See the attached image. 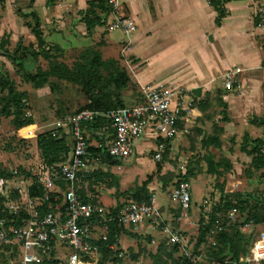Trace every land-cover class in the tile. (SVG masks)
<instances>
[{"label":"crops","instance_id":"0c3cea01","mask_svg":"<svg viewBox=\"0 0 264 264\" xmlns=\"http://www.w3.org/2000/svg\"><path fill=\"white\" fill-rule=\"evenodd\" d=\"M92 1L1 0L0 42L2 40L8 42L7 50L8 46L16 47L19 43L23 48L35 45V37L27 26V24L34 25L31 21L34 22L33 15L35 14L39 20L40 30L46 44L58 46L63 50L62 58L58 59L59 62L71 66L85 48H89L94 41H98L102 60L119 62L126 69L130 81L137 91L140 92L146 87L165 85L174 89L180 88L185 94L186 101L189 99L196 100V102L206 100L210 104L208 111L200 112L198 110V116L196 117L198 119H195L193 123L203 132L199 137L198 155L200 154V158L207 163V169L209 163L207 159L211 157L215 162H218L220 149H215L212 146L203 147L201 141L211 135L209 133L206 135V133L211 132L213 125L217 124V114L215 112L217 106H220V102L226 104L228 113V122L219 125L224 131L223 138L237 136L236 142H238L239 137L248 136L250 140L259 139L264 141V125L256 124L258 120L264 121V0H232L226 3L224 5L226 17L222 20L220 27L215 25L217 13L207 3V0H120L119 13L133 19L137 26L136 32L130 38L128 51L124 56L121 55L125 43L124 35L120 31L110 32L107 30V26L112 20L110 11L106 13L95 9V16L99 19V23L105 22L106 27L103 23L101 26L96 25L90 30L87 29L85 19L88 4ZM255 19L258 20L257 25H255ZM243 23L249 26L245 32L241 28ZM104 31L108 35L103 37ZM224 38L228 40L234 38L233 46H236L235 49L241 48V57L248 66L247 69H242L249 74L247 80L249 81L250 78V86L254 89V92H250L251 90L248 93L242 91L235 97L230 94L231 91L225 90L223 86L221 87L224 94L214 91V83L221 78V73L224 70L228 69L229 71L233 68L232 65H228L224 61L225 56L221 44ZM240 38L245 39V44L237 46V40ZM200 56L207 58L205 64L197 62L198 65L193 64V67L190 68L189 58H199ZM72 57L73 60L69 61ZM159 57L173 58L172 63L177 64L176 68L174 67V72H169L164 80L157 82L158 80L153 81L152 77L148 75V68L150 65V68H152L155 58L158 59ZM4 58L0 49V61H3ZM40 58L38 57L37 61ZM180 60L181 62H179ZM37 61L31 62L30 59H27L22 63L26 71L33 72L34 70L36 72L38 68L45 71L46 69L39 66ZM259 75L260 77H258ZM11 81H13L12 78ZM41 90H34L33 94L23 91L27 92L29 97L28 106H30V109L27 115L34 120V125L30 127L32 130L27 129V133L29 131L28 135L36 134L33 138V147L38 159V169L36 168V171L32 170L31 161H26L25 168L23 167V170L31 173L32 177L47 169L37 150L36 137L51 131L46 130V126H40L35 121V115L42 112L39 107L40 97L42 96ZM127 97H129V94L125 93L124 98ZM249 115H251V119H247L248 122H246L244 118ZM58 121V119H55V126L51 124L54 130H56V122ZM181 135H178L172 141L159 174L156 173V162L153 160L156 143L151 134L147 133L142 139L135 142L134 154L129 160L122 162L120 166H109L112 173L118 175L119 184L117 188L106 189L108 194L101 193L98 197L100 203H103V205L109 203L112 207L118 206L125 199L123 197H111L112 193H115L116 190L120 193L132 190L152 175L154 178L148 185V190L151 196L155 197L157 206L163 212L166 219L164 226L170 224L173 228L172 221L174 222L176 218V207L158 204L157 194L161 193L170 198V194L174 189L172 184L178 180L176 178L186 176L188 172V186L190 190L193 188L196 191V195L202 192L200 185H203L204 181L201 176H192L193 173L189 169L190 154L187 153L189 151L188 143H184V138ZM113 136L114 134L110 129H104L95 136L91 144L99 146L97 141L99 138L102 140L103 146L107 147L112 142ZM223 138L221 139L222 143ZM250 146L249 144L248 150H250ZM240 148L234 152V161L228 155L225 156L234 168H236L238 158L246 163L251 162V158L243 153ZM182 163H185V167ZM147 171L149 172L146 173ZM164 176H171L170 178H173V181L166 182L167 180H162L161 178ZM19 178L24 181L20 192L24 194V188L27 190L33 180L24 176ZM196 201L198 200L194 197L192 208L195 206ZM192 208L186 218L182 217L177 222L179 227L181 223L189 222L192 219V217H189V214L194 216ZM94 229L98 230L96 227ZM131 233L136 234L137 237H121L118 241L120 254L121 256L126 255V257L113 264H141V261L135 256L139 237L149 235L156 238L159 236L158 230L147 225L133 227ZM93 239L97 240L98 234L94 233ZM131 249H133V252ZM98 256V252L95 251L85 262L96 264ZM136 258L138 261H136ZM260 264H264V262Z\"/></svg>","mask_w":264,"mask_h":264},{"label":"trees","instance_id":"16d2710c","mask_svg":"<svg viewBox=\"0 0 264 264\" xmlns=\"http://www.w3.org/2000/svg\"><path fill=\"white\" fill-rule=\"evenodd\" d=\"M230 1L232 0H221L218 3L210 4V6L217 13V17L215 19V25L217 27L221 26L222 20L226 17L224 5ZM107 2L108 0H93L92 2H89L87 16L85 19V24L88 30L96 25L101 26L103 23V25H106L105 22L99 23V19L95 16V9L105 11L106 13L110 11L111 13ZM33 19L34 25L32 26L27 24V26L31 29V32L35 37V45L23 48L19 43L18 47L21 46V48L18 49L16 47L10 52L6 49L8 42L5 40L0 42L2 56L11 60L14 66H16L18 70H21L23 81L26 84L32 85L33 90L43 89L48 84H51L53 87V84L55 85L62 82L70 83L79 87L80 91L86 97L87 104L83 108L76 111L74 115L83 111L106 112L109 110L139 105L135 104L127 106L124 103V94L131 89H135V86L131 83L126 69L123 68L119 62L115 60L103 61L101 54L97 49L85 48L71 64V66H67L66 64L58 61L60 58L59 56L63 54V50L58 46L46 44L40 30L39 20L36 18L35 14L33 15ZM257 22L258 20L255 19V25H257ZM53 52L55 53L54 55ZM38 57H42L43 59L49 61V67L45 71L39 68L36 72H32L30 70L26 71L22 61L30 59L31 62H36ZM0 93V117L11 119V124L14 127V133L16 135H20L21 142L24 143L28 139L27 129L34 125L33 118L26 114V111L29 110L28 94L27 92L19 91L14 82L6 75H0ZM220 106L225 110L227 108L226 104L223 102H220ZM209 107L210 104L206 100L197 102V110L200 112H207ZM225 110L220 112L223 123L228 122V115ZM256 124L264 125V121L258 120ZM177 126L179 129H182L180 124L178 125V122ZM104 129H110L114 134V131L110 128L109 123L104 119L97 118L93 123H82L81 130L86 137L88 145L85 157L87 161L92 159L105 165L102 153V140L99 138L97 139L99 146H93L91 144V141L95 138V136ZM193 130L197 136H200V134L203 133L195 124H193L188 133L183 135L188 136L193 132ZM223 133V128L219 127V124H214L211 136L201 141L202 146H212L215 147V149H221V137ZM69 140L71 141V146L69 144ZM171 143L172 141L164 142L165 150L160 161L156 162L157 174L161 171V165L164 163L166 156L168 155ZM249 144L251 145L250 150L247 149ZM72 146L73 140L71 135L63 129L54 130V132H45L36 137L37 150L44 166L47 169H53L57 165L63 163L71 151ZM104 150V155L107 160H113V158L108 155L106 146ZM240 150L251 158L250 170L259 173V179L264 180V141L259 139L250 140L248 136H244ZM207 160L209 162L207 169L209 174L220 177V173L222 172L221 168H223V166L226 170L230 169L231 164L228 160L221 159L220 162H215L211 157ZM120 165H122L121 160H119L117 164L111 166ZM18 172L20 176L32 178L33 180V184L27 191L28 198H43L44 191L38 184L37 176L32 177L31 173L23 169H18L16 173ZM188 174L189 172L186 176L176 178L178 180L172 184V187L175 188L181 182L187 183ZM15 175L0 165V179L9 180L15 177ZM77 177L75 192L79 199L85 204L103 208V206L96 202L94 198L88 196V186L92 182L91 180L102 183L104 177L106 176L97 174L86 175L85 172H81L78 173ZM170 177L164 176L161 179L167 180L166 182H171L173 181V178ZM153 178L154 176L152 175L148 176L146 181L140 186L124 192L122 195L124 196L125 201L118 206L110 208L109 210H105V208H103V215H96L86 221V223L91 225V228H93L92 234H94V231L96 230L94 227L98 229L100 228L99 230L102 231V234L100 236L98 235L97 240H94L93 238L91 239V244L97 248L98 255L100 256L96 264H113L126 257V255L121 256V251L118 249V241L121 237L130 236L133 238L137 237V235L131 233L134 226H124L123 224L117 222L115 217L118 212H120L128 204L147 202L152 197L148 190V185L153 181ZM57 185L59 192L51 194L49 201H43L42 206L39 209L41 215H44L49 211H56V208L61 203V193L66 187L63 182L57 183ZM117 187L118 184L115 188ZM20 198L21 195L18 191H12L10 193V200L20 202ZM256 198L254 207L248 212H245L244 201H239L236 198H233L230 199L224 206L218 209L215 208L207 214H201L198 229L200 232L198 247L206 245L211 249V259L213 264H225V262L238 264L239 261L237 253H233L232 257L229 259H227V256L231 252L235 240H243L240 235L242 227L247 224H252L254 226L264 224V196H257ZM6 201L7 199L0 195V220L4 221L5 228L10 226L16 228L22 226L28 220V214L26 212H20L18 215H15L9 212L4 206ZM191 208L192 207L190 206L188 213H190ZM232 209H236L238 211V215L236 217V221L227 227V214ZM181 213L182 212L179 206H177L175 217H180ZM216 221L222 224L223 230L212 236L211 233L215 231ZM100 224H104L106 227H98ZM164 224L165 222L156 229L158 230V237L160 238L155 240V238L148 235L151 239V243L152 241L156 242V250L154 254H150L152 264L186 263V253L181 251L180 245L170 244L168 239L162 233ZM103 237H105L106 240H103ZM212 237L215 244L214 246H211L209 242ZM9 238L12 239V236L9 235ZM139 240H141V237H139ZM60 246L65 247L64 244L51 241L48 245L38 247L37 252L38 254H41L43 259L41 264H61L58 259L54 258V252ZM201 251L202 250L193 252L192 255H201ZM18 254L19 252L17 246L0 244V264H20V262L13 263L15 259L18 260ZM46 256L49 258H46ZM84 261H88V257H84ZM202 262L203 260L197 264H202Z\"/></svg>","mask_w":264,"mask_h":264},{"label":"built area","instance_id":"2783aa9c","mask_svg":"<svg viewBox=\"0 0 264 264\" xmlns=\"http://www.w3.org/2000/svg\"><path fill=\"white\" fill-rule=\"evenodd\" d=\"M220 1L207 0V3L210 5ZM107 3L112 17L107 30L110 32L120 31L124 35L125 43L121 50V55L124 56L137 26L133 19L119 13L120 0H108ZM241 73V69L227 71L222 76L223 88L233 91L239 84L238 78ZM142 91V104L106 112L83 111L71 118L56 122V130L65 129L69 132L73 146L63 163L53 169H44L38 173V184L44 191L43 198H28V189L25 188L24 194H21V186L24 181L16 175L9 180L0 179V195L7 199L5 208L15 215L20 212L28 214V220L17 228L12 226L5 228L4 221L0 220V244L17 246L20 264H36L37 252L35 253V249L42 245H48L51 241L64 244L70 249L66 264H89L84 261V257L89 258L96 251V247L91 244L93 228L86 221L96 215H103L104 209L83 203L75 192L78 173L88 171V161L85 158L88 145L81 130L82 123H93L97 118L106 120L114 131L113 140L107 146V153L113 159L122 162L133 156L134 143L147 133L151 134L156 143L153 160L160 161L165 150L164 142L173 141L180 134H187L193 126V122L198 116L197 102L193 99L186 101L185 94L180 88L174 89L158 85L148 89L143 88ZM177 122L182 129L178 128ZM61 182L66 187L61 193V203L56 211H49L41 215L39 209L43 201H49L51 194L59 192L57 183ZM12 191L20 193V202L9 199ZM170 199L179 206L182 212L179 218L174 219V222L177 223L182 217L186 218L191 206L187 184L179 183L172 190ZM237 215L236 209L228 212L227 227L236 221ZM115 219L124 226L147 225L153 229H157L166 222L154 196L147 202L128 204L118 212ZM250 225H244L241 230L245 231ZM222 230V224L216 221L215 231L211 235L214 236ZM162 233L170 244L183 245V239L170 224L164 226ZM9 235L12 236V239L9 238ZM103 240L106 238L103 237ZM209 242L211 246L215 245L213 237ZM152 244L155 245L156 242L152 241ZM186 257L187 262L184 264H197L202 260L201 255L186 254ZM262 262H264V233L254 242L250 257L240 260L238 264H260ZM225 264L231 263L225 262Z\"/></svg>","mask_w":264,"mask_h":264},{"label":"rangeland","instance_id":"374dc122","mask_svg":"<svg viewBox=\"0 0 264 264\" xmlns=\"http://www.w3.org/2000/svg\"><path fill=\"white\" fill-rule=\"evenodd\" d=\"M32 24H34L33 21H31ZM106 27V25H105ZM249 26H247L245 23L242 24L241 28L245 32L248 29ZM243 33V32H242ZM108 35L106 31H104V34L102 35ZM241 39V40H240ZM237 40V46H240L241 44H245V39L240 38ZM234 40V38H233ZM233 40H228L224 38L222 41V47H223V53L225 56V62L228 63V65H232V70L234 69H241L242 73L240 74L238 80L239 84L235 86V89L230 92L233 96H237L238 93L245 91L248 93L254 92V89L250 86V78L249 81L247 80L248 73L244 71L242 68L247 69V65L241 57V48L238 50L235 49L236 46L234 45ZM19 44L16 46L18 49L21 48L18 47ZM16 47L8 46V50L11 52ZM89 48L100 50V44L98 41H94L92 45ZM55 53L53 52V55ZM62 58V55L59 56ZM181 59V58H179ZM186 59V58H184ZM206 57L200 56L199 58L190 57L189 63L191 65L190 68L194 65H198L199 62H202V64H205ZM224 59V58H223ZM73 57L69 59V61H72ZM157 61V62H156ZM173 58L170 57H159L158 59L155 58L154 66L152 68H148L149 73L153 79V81L158 80L162 81L165 79L166 76H168L169 72H174L175 66L177 63H172ZM39 66H43L44 69H47L50 65L49 61L43 59L42 57L39 59ZM181 62V60L179 61ZM198 62V63H197ZM71 64V63H70ZM156 64V65H155ZM175 67V68H174ZM239 67V68H238ZM228 71L224 70L221 73V78H219L215 83L213 88L214 91L220 92L224 94V91L221 86H223V80L222 76ZM34 72V70H33ZM0 75L8 76L9 79L13 80L16 88L19 91H27L31 94L34 93V90L32 88V85L26 84L22 79V72L21 70H18L16 66L11 62V60L4 58L3 61H0ZM260 77V75L258 76ZM55 86V87H54ZM150 87H146L148 89ZM259 89V87H258ZM260 90L262 91L261 87ZM42 96L40 97L41 101L40 109H42V112L35 115V121L40 126H46V130H51V132H54V127L51 124H54L55 126V119H58L59 121H63L65 119L71 118L74 116V113L78 111L79 109L83 108L87 104L86 97L83 95V93L80 91V88L70 84V83H57L53 84V87L51 84L46 85L41 90ZM40 93V94H41ZM129 94V97L124 99V103L127 106H132L135 104H141L143 102V91H137L135 89L129 90L127 92ZM1 95V93H0ZM114 102V101H113ZM30 109V106H29ZM225 109L222 107L217 106V111L215 112L217 124L221 125L222 122V115L220 112H223ZM29 111H26V114ZM226 114L227 108H226ZM251 115L244 118L246 122L250 120ZM248 119V120H247ZM32 130L30 127L28 128ZM14 127L11 124V119H6L3 117H0V165H2L6 170L9 172H12L14 175L21 177L19 172L16 173L18 169H23L26 161L32 162V170L36 171V168L38 167V159L35 154L34 149V143L33 138L36 135L35 133L29 134L28 139L23 143L21 142V136L16 135L14 133ZM42 130V129H41ZM29 133V131H28ZM27 133V134H28ZM211 132H207L206 135ZM204 135V136H206ZM184 139V143H188V155H189V169L193 173L192 176L197 177L201 176L203 181V185H200V189L202 192H200L198 195H196V191L192 188L190 190L188 184H189V178L187 183V186L189 188V194L191 197V207L192 202L194 201V197L198 201L195 202V206L192 208L194 216L189 214V217L192 219L189 222L181 223L179 227L178 223L173 224V228L175 231L179 233L181 238L183 239V245L180 246V249L183 253L186 254H192L193 252H198V250L201 251L202 256V264H213L212 256H211V249L208 246H201L198 247V241L200 239V232H199V222L201 219V214H207L213 209H218L222 206H224L230 199L236 198L239 201L245 202V212L250 211L256 201V197H262L264 196V180L259 179V173H256L252 170H250V163H246L245 161L237 159L236 168L232 167L230 165V169L226 170L225 167L221 168L222 172L220 173V177H217L215 175L209 174L207 172V163L200 158V154L198 155V145L200 143L199 137L196 133L193 132L188 135L184 136L181 135ZM211 136V135H210ZM209 136V137H210ZM224 134L222 135L221 139L223 138ZM243 137H239V141L236 142L237 136L231 137L226 136L223 139L222 148L219 150L220 154H218L217 161L220 162L221 159H226L225 156H229L232 161H234V152L235 150H239L241 143L243 142ZM71 141L69 140V144L71 146ZM92 142V141H91ZM229 152V154H228ZM116 160V159H115ZM119 160H117L118 163ZM185 162V161H184ZM188 162V161H186ZM230 162V161H229ZM116 163V164H117ZM180 164V163H179ZM183 167H185V163H182ZM25 168V167H24ZM38 169V168H37ZM186 170V169H185ZM32 172V171H31ZM147 171L146 173H148ZM86 175H92L97 174L104 177L102 183L96 182L95 180H91L92 182L88 186V196L91 198H94L96 202L101 204L105 210H109L110 208H113L109 203H106L103 205V203H100L98 197L101 193L108 194L106 189L114 188L117 184H119V177L116 175V173H112V169L109 166H106L98 161H94L90 159L88 160V171L85 172ZM117 179V180H115ZM169 191H171L169 189ZM193 192V195H192ZM123 193L117 192L112 193L111 197H123ZM195 194V195H194ZM125 199V198H124ZM157 201L160 205H171L175 206L177 208V204L173 202L170 198H167L165 195H162L161 193L157 194ZM200 207V211H199ZM199 211V213H198ZM224 215V214H223ZM176 224V225H175ZM98 227H106L104 224H100ZM100 229V228H99ZM95 230L94 233L98 234L99 236L102 234L101 230ZM264 233V224L262 225H250L249 228H247L245 231L240 232V235L242 236L241 241L235 240L232 250L227 256V259L232 257L233 253H237L238 255V261L248 259L252 253L253 244L254 242L261 236V234ZM160 237H156L155 240H157ZM138 243V249L137 253H135V256L138 257V259L141 261V264H152V259L150 254H154L156 250V246L151 243L150 237L148 235L141 236V240H139ZM133 252V249H131ZM97 251V248H96ZM37 252V249H35V253ZM70 249L68 247L60 246L56 251L54 252V258L58 259L61 264H65L67 256L70 254ZM46 258H49L46 256ZM100 256H98L99 260ZM35 259L37 260L36 264H41L42 262V256L41 254H38L35 256ZM136 258V261H138ZM18 262V260H14L13 263ZM97 263V262H96Z\"/></svg>","mask_w":264,"mask_h":264},{"label":"water","instance_id":"95a60500","mask_svg":"<svg viewBox=\"0 0 264 264\" xmlns=\"http://www.w3.org/2000/svg\"><path fill=\"white\" fill-rule=\"evenodd\" d=\"M105 146H103V150H102V153H103V157H104V160H105V164L108 165V166H111V165H114L117 163V160L113 159V160H107V158L105 157V150H104Z\"/></svg>","mask_w":264,"mask_h":264}]
</instances>
